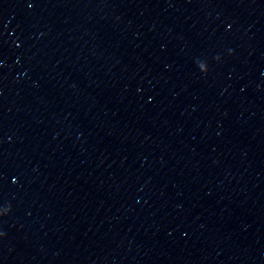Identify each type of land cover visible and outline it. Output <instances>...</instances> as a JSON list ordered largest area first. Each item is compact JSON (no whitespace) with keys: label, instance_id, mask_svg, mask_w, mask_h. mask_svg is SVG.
Masks as SVG:
<instances>
[{"label":"water","instance_id":"95a60500","mask_svg":"<svg viewBox=\"0 0 264 264\" xmlns=\"http://www.w3.org/2000/svg\"><path fill=\"white\" fill-rule=\"evenodd\" d=\"M0 264H264V0H0Z\"/></svg>","mask_w":264,"mask_h":264}]
</instances>
